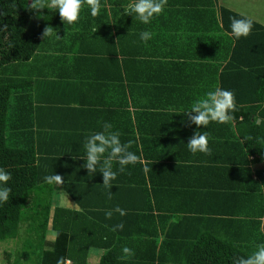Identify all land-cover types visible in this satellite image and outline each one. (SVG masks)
Instances as JSON below:
<instances>
[{"label":"trees","instance_id":"trees-1","mask_svg":"<svg viewBox=\"0 0 264 264\" xmlns=\"http://www.w3.org/2000/svg\"><path fill=\"white\" fill-rule=\"evenodd\" d=\"M199 2L201 9L190 17L184 43L174 51V44L150 46V41L138 43L135 50L133 34L118 31L127 17L123 13L120 16V11L128 0H100L95 17L82 2L79 22L72 25L64 24L47 0V9L40 10L30 7L32 0H0V168L11 174L7 181L9 199L0 202V241L12 242L16 252L14 262L10 253L4 252V264L19 260L57 264L58 259L61 264L64 260L71 264H235L239 257L251 255L258 244H264V169L253 168V172L257 169L256 179L251 178V165L264 161V25L250 18L253 24L248 36L234 39L230 35L231 18L249 17L222 5L216 10V0ZM188 5L194 6L192 2ZM46 27L55 29L59 38L44 37ZM178 29L170 39L181 36L176 35ZM102 38L109 42V53L105 68L100 70L98 65L87 64ZM113 39L128 42L121 52L129 58L120 69ZM135 54L141 60H135ZM167 55L173 57L170 67L157 82L158 87L172 86L173 108L180 107L179 93H184L179 78L196 84V88L200 85L203 95L219 87L231 90L235 98L233 119L224 124L210 122L205 129L215 138L208 156L220 158L214 163L204 162L209 168L214 166L216 181L196 186L197 192L222 190L225 200L220 210L228 215L217 217L215 211L211 216L207 209H188L194 210L190 217L194 223L202 220L203 232L176 222L161 224L162 231L157 232L156 222L166 217L158 211L171 210L172 206L162 207L156 190L149 189V162L142 164L139 159L117 172L110 189L102 185L99 169L88 174L82 167L85 137L102 128L98 121L110 106L125 105L124 78L131 91L130 71L142 68L144 74H150L151 65L162 62V57L168 61ZM77 59L88 63L83 66L85 63L76 61L82 68L69 71L66 60ZM128 62L133 63L132 68ZM55 89L60 95H54ZM189 92V96L185 93V104L196 97V89ZM49 94L65 108L48 101ZM145 96L149 100L152 95ZM161 97L158 103L165 102ZM158 103L149 105L160 107ZM72 104L77 107L69 106ZM121 111L124 121L130 120L127 109ZM63 116L87 119L78 126L67 122L57 125L56 120ZM140 124H136L137 131L144 134L145 126ZM132 129L131 125L120 140H132L129 150L139 156L130 137ZM147 144L143 139L139 145L143 154L149 150ZM117 167L113 164L114 170ZM53 173L61 176V185L43 182L44 176ZM190 187L179 196L184 203L193 200ZM61 191L76 207L56 203ZM228 205L235 211L228 213ZM117 206L124 210L123 216L114 211ZM109 211L112 215L106 217ZM200 211L210 215L199 217ZM233 214L236 217H231ZM117 224L122 227L113 231ZM47 232L52 233V239H47ZM125 245L132 255L122 259Z\"/></svg>","mask_w":264,"mask_h":264},{"label":"crops","instance_id":"crops-1","mask_svg":"<svg viewBox=\"0 0 264 264\" xmlns=\"http://www.w3.org/2000/svg\"><path fill=\"white\" fill-rule=\"evenodd\" d=\"M196 0H166L164 4V10L162 13L155 17L153 20L150 21L148 24H141L139 21L132 19L131 16L125 17L124 20H122L119 24V29L118 31L120 32H125L128 33L129 35L133 34V41L135 50L137 47V44L140 43L139 39V32L143 30H147L150 33H152L151 39L148 41L151 42L150 46L152 45H162L163 42H169V44H174V51L175 49L181 48V43H184V31H190V25H191V16H193L197 11H200V2L199 0L197 3L195 2ZM192 2L194 6H189L188 3ZM199 3V4H198ZM216 10L217 6H220L218 3V0H216ZM228 8L239 12L243 15L248 16L251 18L249 15H247L244 12H240L239 10L235 9L232 6H228ZM252 19V18H251ZM254 20V19H253ZM256 21V20H255ZM197 25H198V20H197ZM263 25V24H262ZM178 34L177 36L181 35L178 39L172 40L170 39L171 36L175 33L176 28H178ZM113 31V30H111ZM114 32V31H113ZM181 33V34H180ZM190 34V33H189ZM175 38V34H174ZM103 39V38H102ZM100 40L98 45L94 47L91 55V60L88 62L83 61L81 59L77 60H66L68 64L69 71L73 70V68H82L81 66H85L92 64L98 65V68L102 70L105 68V61L106 58L108 57L106 53H109L107 50V43L109 42H104L103 40ZM172 40V41H170ZM113 42H117L116 40L113 39ZM97 43V42H96ZM125 43V39L123 40H118L117 44L114 45V49H116L118 55H117V64L119 65V69L122 67V65H125L126 61L128 60V56L125 54L123 55L121 51H124L123 45ZM148 43V42H147ZM147 44H145L143 47L145 49ZM149 46V47H150ZM142 47V48H143ZM140 47V49L142 50ZM173 49V48H172ZM167 51L168 52H171ZM109 55V54H108ZM136 56H133L135 60L140 59L138 54H135ZM106 56V57H105ZM110 56V55H109ZM80 57H85V56H80ZM105 57V58H104ZM111 57V56H110ZM168 61L164 60L165 57H162V62H157L154 65H151L149 71L150 74L148 73L147 75L144 74V71L142 68L139 70L131 72V75L129 76V86H131V91L128 89V85L126 83V78H124L125 81H123V90H124V95H122V98L126 100L125 105H113L110 106L111 108H108L106 110V114L104 117H101L99 122V125L104 124L105 122L112 123V130L118 131L120 135H123L124 131H127L128 128L132 125V134H130L135 141V144L137 145V149L139 153V158L140 162L143 164L145 162H149L152 167H150L148 170L152 176V182H148L149 189L156 190L155 193H157V198L158 201L163 202L162 207H169L172 206L171 210H164L163 211H158V213L162 215H166L165 218H163L160 221L156 222V230L157 232L162 231L161 230V224L163 223H179L180 226L182 227H187V228H193V230H196L197 232L199 230L202 231L200 223L202 220L198 219L195 220V223L192 221L190 217L194 216V210L191 212L188 209H204L211 213V216H213V212L215 211L217 214V217H221V215L227 216L228 214H222L223 211L220 210L222 208V199L225 200L222 196V190H216V188L213 190V188H210L209 190H206L204 193L203 191L197 192V187L198 185H202L203 183L209 184V183H215V178L214 174L212 172V168H209L208 164H205L204 162L209 161L211 163H214L219 159L220 156L217 155H211L208 156V153H191L188 151L186 144L188 141V138L191 137L194 131L197 130V126L194 124H190L187 122L186 117H184L183 113H181L184 109L190 106V104L198 98H202L204 95L202 94L203 89L199 85L196 88V84H188L185 83L183 79H178V84L181 85V88L184 90V93L181 92L179 93L180 96V107L178 108H173L172 107V95L169 92L170 87L167 85L166 87H158L159 82L158 76H161L164 71L170 67V60L173 57H169L168 55L166 56ZM170 59V60H169ZM76 61L83 62L85 64L78 65ZM160 61V59H159ZM69 62H71L69 64ZM127 64V63H126ZM128 65L132 68L133 63L128 62ZM94 70H97L96 67H94ZM74 71V70H73ZM79 71H82L79 70ZM173 71L170 72V74ZM145 75V76H144ZM205 80V78H204ZM173 85V84H172ZM86 91H88V83L85 84ZM174 86V85H173ZM196 89V97H194L193 101H187L188 104L183 103L185 93L187 96L190 95L189 89ZM59 89L54 90V95L55 93H58ZM172 90V89H171ZM131 92V94H130ZM89 92H87L88 94ZM59 94V93H58ZM54 95L49 94L47 97V100L50 102H53L55 105H63L64 104H57L56 97ZM60 95V94H59ZM62 95V94H61ZM131 95H138V98H135L134 96L132 97ZM145 95H152L149 100L146 98ZM125 96V97H123ZM158 96H163L161 97L165 102L162 100H159L158 103ZM178 98H176L177 101ZM45 100V101H47ZM63 100V98H62ZM160 104V107L157 106H150L149 104L151 102L153 103ZM145 102L147 105H145ZM53 104V105H54ZM183 104V105H182ZM162 105V106H161ZM69 106H75L77 107L76 104H72ZM123 107V108H121ZM65 108V107H64ZM127 109L130 120L127 119V121H124V113L121 111L123 109ZM87 109V108H86ZM110 111V113L108 112ZM146 111V113L144 112ZM140 113V114H139ZM142 113V114H141ZM159 113V114H158ZM56 113L54 112V115ZM53 115V116H54ZM138 115L140 119L136 120L135 116ZM52 116V117H53ZM66 117V116H65ZM64 116L58 120H56V124L60 125L62 123H70L72 125L78 126L82 125V123L85 124L86 122V117H79V118H74V120H70L65 118ZM49 118V117H48ZM73 119V118H72ZM67 122V123H66ZM144 125L145 127V133L144 134H139L137 131L136 124ZM175 124V125H174ZM97 125V126H99ZM150 127L152 128H160V131L156 130H151ZM203 126H201L202 129ZM78 128V127H76ZM75 128V129H76ZM102 128L97 131H101ZM204 131H206L204 129ZM207 133V132H206ZM235 134H237L235 132ZM208 138V147L209 149L213 145V142L215 141V138L211 137L210 135H207ZM143 139L148 140V148L147 153H142L141 148L139 147L141 141ZM132 141V140H130ZM155 144V148H154ZM208 158V159H206ZM207 163V162H206ZM253 168H258V169H264V161L263 162H258L256 164L251 165V178L256 179V174L255 170L253 172ZM230 180V179H229ZM230 182V181H229ZM188 185H192L189 189L193 190V193L191 192L192 196L191 198L193 200L188 201L186 200V203H184L180 197H182L183 191H185L186 187ZM231 186V185H230ZM176 194L177 197H173L172 194ZM67 198V197H66ZM68 200V201H67ZM63 204L66 207H76L74 202L67 198ZM232 200V199H231ZM190 202V203H188ZM232 205H228L225 210L229 211L230 210L235 211V207ZM201 207V208H200ZM201 214H199V217H207L210 214H205L204 212L200 211ZM154 215V212H152ZM171 217H170V216ZM234 216L231 217H236V214H233ZM180 218V219H179ZM128 222V221H127ZM181 228V227H180ZM209 228V226L207 227ZM207 228L203 229L206 230ZM203 232V231H202ZM159 238H162V235L159 236Z\"/></svg>","mask_w":264,"mask_h":264},{"label":"clouds","instance_id":"clouds-1","mask_svg":"<svg viewBox=\"0 0 264 264\" xmlns=\"http://www.w3.org/2000/svg\"><path fill=\"white\" fill-rule=\"evenodd\" d=\"M82 2L88 5L89 15L95 17L100 9V0H47L48 6L54 8L58 13L61 21L64 24L72 25L79 22V14ZM166 0H128V3L123 5L120 11L126 16H131L132 19L139 21L141 24H148L155 17L159 16L164 10ZM32 9L40 10L47 9L45 0H32L30 5ZM253 21L250 18H231L230 35L234 39L247 37ZM44 37L59 38L56 30L52 27H46L43 32ZM152 33L147 30L139 32L141 42H146L151 39ZM236 110L234 94L229 89L216 87L213 90L207 91L202 98L195 99L189 107L184 109V117L190 124L197 126V130L188 138L186 147L191 153H205L210 149L208 147V138L204 129L215 122L224 124L233 119V113ZM201 126L202 129H201ZM112 125L105 122L102 125L101 131H94L85 137L83 143V154L81 159L84 163L82 167L87 173H99L102 176V185L106 189H110L113 185L111 181L115 180L117 172H123L128 165H135L139 161V156L130 151L132 141L121 143L120 134L118 131H112ZM113 164L118 167L114 170ZM11 178V174L0 168V202H5L9 199L10 189L7 187V181ZM43 182L50 186L62 184V178L59 174H51L43 177ZM110 195V193H109ZM63 203L66 198V193L61 191L60 196ZM68 201V200H67ZM77 210L78 207H77ZM121 216L125 214L124 210L118 206L114 209ZM112 212H105L106 217H110ZM122 224H117L112 229L113 231L121 228ZM122 259H127L132 255V250L126 245L121 248ZM57 264H61V260H57ZM64 264H71L70 261L64 260ZM235 264H264V244H258L256 250L247 257H239Z\"/></svg>","mask_w":264,"mask_h":264},{"label":"rangeland","instance_id":"rangeland-1","mask_svg":"<svg viewBox=\"0 0 264 264\" xmlns=\"http://www.w3.org/2000/svg\"><path fill=\"white\" fill-rule=\"evenodd\" d=\"M218 3L222 6H232L240 12H244L249 15L252 19L264 25V0H218ZM57 194V193H56ZM56 203L60 204L61 199L58 197ZM47 239H52L53 235L51 232H47ZM10 253V260L14 262L13 258L16 255L15 247L12 242L5 240L0 241V264L5 262L2 259L4 252ZM17 264H29L19 260Z\"/></svg>","mask_w":264,"mask_h":264}]
</instances>
